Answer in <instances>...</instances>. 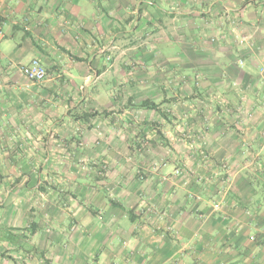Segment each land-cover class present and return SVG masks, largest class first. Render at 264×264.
Returning a JSON list of instances; mask_svg holds the SVG:
<instances>
[{"label": "crops", "instance_id": "1", "mask_svg": "<svg viewBox=\"0 0 264 264\" xmlns=\"http://www.w3.org/2000/svg\"><path fill=\"white\" fill-rule=\"evenodd\" d=\"M148 23L187 63L131 85L108 50ZM0 25V264H264V0H0ZM165 96L162 159L137 138Z\"/></svg>", "mask_w": 264, "mask_h": 264}, {"label": "rangeland", "instance_id": "2", "mask_svg": "<svg viewBox=\"0 0 264 264\" xmlns=\"http://www.w3.org/2000/svg\"><path fill=\"white\" fill-rule=\"evenodd\" d=\"M136 12H133V16H135ZM149 17V15H148ZM158 25L154 26V23H148L144 29H139L137 26V29H139L141 32L138 33H133L132 31L129 33L127 37H124V41L122 42H115L113 44V47H110L108 52V58H107V65L113 68H118L120 70H128L130 72V84H136L138 82V73L146 71L148 72L149 69H153V71L156 70V72H162V82L165 77H167L165 70H170L173 67H185L187 60L185 58L179 59L178 62H176L175 59L170 58L172 56V53L167 52L166 46L162 43L163 38L159 37V35H153V33L156 32L154 31V27L157 28ZM1 28V25H0ZM136 28V27H135ZM149 30H152L151 34H149ZM145 31V33H143ZM148 32V33H146ZM159 39H161L159 41ZM214 38L210 37L209 38V43H214ZM186 40L182 41V45L185 47ZM161 47V49H164V52L159 51L158 49ZM111 50L113 53H111ZM166 50V52H165ZM24 64L20 65V70L22 72V66ZM48 70V69H47ZM23 73V72H22ZM48 71H47V76H48ZM198 73L194 74V80L198 82L200 76L197 75ZM159 76V75H155ZM47 79V77H46ZM45 79V80H46ZM188 77L186 78L185 76L179 80H183L180 83H188L187 80ZM44 80V81H45ZM30 81V80H29ZM37 83V82H35ZM195 86L197 85L194 84ZM120 87V86H119ZM116 91V89L113 91V93ZM193 92V91H192ZM175 94V92H170V94ZM181 93H184V91H177L178 97L182 98ZM115 94H118V92ZM169 93H166L165 95L167 96ZM201 95V94H199ZM164 97V99L160 102H156L158 104V108L156 109V113L158 116L160 115L163 121V123H152V125L155 127L157 130L156 133V139L153 140V136L151 137H144L143 139L137 138V142L139 143L138 146L144 145V147H147L148 145L150 146L152 143L155 142L154 146H159L161 147L162 150V159L166 158L168 155L165 154L166 152L171 153L175 151L174 147L171 144V140L169 137L166 136L167 129L171 128V130H175V134H186L188 135V131L186 128H183L184 124H181V122L177 121L176 116L174 115L173 108L171 107L170 101L175 99V97ZM202 96V95H201ZM187 98L184 95V99ZM140 106V105H139ZM69 113L71 117L74 116H80L84 113H80L78 108L76 107H69ZM185 110V107H181V111ZM90 114V113H88ZM92 116V115H91ZM159 116V117H160ZM151 126V127H153ZM160 128V129H159ZM184 139L186 138L187 140H190L189 137L183 136ZM71 141H68L66 143L67 146L71 145ZM158 141V142H157ZM164 152V153H163ZM261 158V157H260ZM87 162L84 160L82 161V168L85 169ZM106 166L104 165L103 171L101 172L102 174L106 172ZM180 170V173L178 174H183L185 173L182 169L178 168ZM52 173V172H51ZM54 175V173H52ZM139 176H144L147 177V172L146 174L144 172H139ZM263 179H264V170L261 173ZM55 187H53L54 189ZM66 195L69 194L65 191H62L60 194ZM71 195V194H70ZM255 237V236H253ZM253 240H256L253 239Z\"/></svg>", "mask_w": 264, "mask_h": 264}, {"label": "built area", "instance_id": "3", "mask_svg": "<svg viewBox=\"0 0 264 264\" xmlns=\"http://www.w3.org/2000/svg\"><path fill=\"white\" fill-rule=\"evenodd\" d=\"M22 72L32 82H43L47 77V70L45 66L40 62L39 59L34 58L28 64L22 66ZM180 173V170L177 169L175 174ZM255 239V237H252Z\"/></svg>", "mask_w": 264, "mask_h": 264}, {"label": "trees", "instance_id": "4", "mask_svg": "<svg viewBox=\"0 0 264 264\" xmlns=\"http://www.w3.org/2000/svg\"><path fill=\"white\" fill-rule=\"evenodd\" d=\"M140 106L141 107H148L150 109H157L158 108V104L154 101H151V100H146V101L142 102ZM117 205H119L120 207H123L121 204H117Z\"/></svg>", "mask_w": 264, "mask_h": 264}]
</instances>
